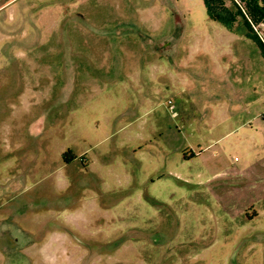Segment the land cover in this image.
Wrapping results in <instances>:
<instances>
[{
  "label": "rangeland",
  "instance_id": "374dc122",
  "mask_svg": "<svg viewBox=\"0 0 264 264\" xmlns=\"http://www.w3.org/2000/svg\"><path fill=\"white\" fill-rule=\"evenodd\" d=\"M1 51L0 264H264V214L223 213L196 178L263 159L227 133L264 94L240 20L201 0H0Z\"/></svg>",
  "mask_w": 264,
  "mask_h": 264
},
{
  "label": "crops",
  "instance_id": "0c3cea01",
  "mask_svg": "<svg viewBox=\"0 0 264 264\" xmlns=\"http://www.w3.org/2000/svg\"><path fill=\"white\" fill-rule=\"evenodd\" d=\"M10 44L9 46L3 48V50H6L5 52H9L10 50L14 51V49H16L14 46H10ZM2 53L3 51L0 52V57ZM14 53L22 54V51L18 52V50H15ZM29 63L32 65V72L36 77H38V71L40 68H37V64L33 63L31 59L29 60ZM37 81L38 80L35 81L36 84ZM29 92L31 93L32 97L36 96L35 94H33L32 90ZM22 94L23 93L20 92L18 95L20 99L22 98ZM14 109H17V107L15 106ZM263 110L264 94L258 111L255 112L250 118L240 121L241 124L236 125L227 132L231 133L232 131L235 132L239 130V133H242V135L246 134L247 137L255 144V147H257L254 149V151H260L261 155L259 158L263 159L253 163L252 165L245 162L237 164L232 162L228 167H226V169L214 172L210 177H205L204 180L201 179L198 175L196 176L198 184H203L206 182L208 183L206 188H208L209 193L211 194L210 196L214 199L221 211L229 216L239 215L242 213H246L247 211H252V213L258 217L264 214ZM258 117L261 118V120H259ZM249 120H258L261 125L257 124L258 128L257 126H254L252 129H247L246 127H244V125ZM182 159L186 158L182 157ZM234 159L235 157L232 159V161H238ZM180 176L181 175H179L178 173L175 174V178ZM217 180H219V183L212 184Z\"/></svg>",
  "mask_w": 264,
  "mask_h": 264
},
{
  "label": "trees",
  "instance_id": "16d2710c",
  "mask_svg": "<svg viewBox=\"0 0 264 264\" xmlns=\"http://www.w3.org/2000/svg\"><path fill=\"white\" fill-rule=\"evenodd\" d=\"M207 16L231 29L240 20L245 35L256 42L264 57V41L256 32V26L264 27V0H201Z\"/></svg>",
  "mask_w": 264,
  "mask_h": 264
},
{
  "label": "built area",
  "instance_id": "2783aa9c",
  "mask_svg": "<svg viewBox=\"0 0 264 264\" xmlns=\"http://www.w3.org/2000/svg\"><path fill=\"white\" fill-rule=\"evenodd\" d=\"M262 116L264 117V110H263V112H262Z\"/></svg>",
  "mask_w": 264,
  "mask_h": 264
}]
</instances>
